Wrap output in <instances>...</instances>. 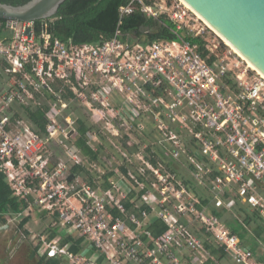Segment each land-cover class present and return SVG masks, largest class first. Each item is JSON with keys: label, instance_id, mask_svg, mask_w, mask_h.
<instances>
[{"label": "built area", "instance_id": "1", "mask_svg": "<svg viewBox=\"0 0 264 264\" xmlns=\"http://www.w3.org/2000/svg\"><path fill=\"white\" fill-rule=\"evenodd\" d=\"M137 10L165 15L180 33L143 44L117 29L98 43L67 44L46 29L37 35L34 21H7L0 172L25 205L7 219L55 215L59 236H37L38 254L67 264H205V239L233 264H264L191 188H203L219 209L247 205L264 222V75L206 36L211 27L182 0L119 7L120 16ZM38 108L42 131L28 114ZM83 116L94 126L86 144L96 159L73 143ZM95 129L117 139L103 143ZM153 220L166 231L155 235ZM198 222L204 238L193 231Z\"/></svg>", "mask_w": 264, "mask_h": 264}, {"label": "trees", "instance_id": "2", "mask_svg": "<svg viewBox=\"0 0 264 264\" xmlns=\"http://www.w3.org/2000/svg\"><path fill=\"white\" fill-rule=\"evenodd\" d=\"M26 1L0 0L2 3L12 5H20ZM128 1L64 0L54 17L34 21V32L38 35V33L46 29L53 37L67 44L98 43L111 38L117 29L123 35H129L135 41L143 44L157 40H171L176 38V26L165 15H161L158 18H148L137 10L131 14L120 16L119 7L127 4ZM178 32L176 33L178 34ZM11 33L12 30L7 27V20L0 19V36L3 35V38L6 39V34ZM187 39L199 43L201 48L204 47V41L200 37H187ZM44 113V110L40 108L28 111L31 122L40 131L44 130ZM76 125L77 135L73 139L74 145L81 149L83 155H88L90 160L96 159L97 152H93L86 144L88 131L93 126H90L86 117H80ZM98 134L102 136L100 133ZM103 148H105L104 145H99L98 152H101ZM82 168L79 165L74 170L79 172ZM185 182L187 184L190 183L188 180H185ZM193 192L199 196L202 204H208L209 201L205 197V194H202L198 190H194ZM208 207L214 215L220 219H224L222 221L230 231L238 235L241 243L248 247L258 260L261 261L264 259V222L257 211L250 210L247 205L237 206L232 212L225 209H218L210 203ZM24 208V203L13 194L12 188L5 181V175L0 172V225L7 223L5 218L9 215L21 212ZM128 208H130V205H128ZM39 216L42 218L47 216L51 221V226L42 231L43 234L47 235L48 239L59 236L58 227L53 224V221L56 219L55 215L48 216L46 212H39ZM31 218V215H25L20 220H17L16 228L18 231H21L24 238L30 235V231L26 225ZM150 229L155 235H160L166 231V225L159 220H153ZM59 238L61 245H66L69 242L68 238H62V236ZM30 244V257L36 259L38 263L63 264L59 258L48 257L45 254L39 256V241L36 244L32 242ZM204 244L211 251V256L213 257V259L209 258L205 264H218L217 261L222 258L230 259L222 248L216 247L215 243L205 239ZM70 248L74 252H79L80 250L78 243L72 244Z\"/></svg>", "mask_w": 264, "mask_h": 264}, {"label": "water", "instance_id": "3", "mask_svg": "<svg viewBox=\"0 0 264 264\" xmlns=\"http://www.w3.org/2000/svg\"><path fill=\"white\" fill-rule=\"evenodd\" d=\"M184 1L264 75V0ZM62 2L27 0L20 5L0 2V19L12 22L50 19ZM26 31L29 33L30 28Z\"/></svg>", "mask_w": 264, "mask_h": 264}, {"label": "rangeland", "instance_id": "4", "mask_svg": "<svg viewBox=\"0 0 264 264\" xmlns=\"http://www.w3.org/2000/svg\"><path fill=\"white\" fill-rule=\"evenodd\" d=\"M207 31L208 34L206 36L211 37V39L212 37H215L218 41H220V43H222L223 46L227 48L230 46L228 45L229 43L224 39L228 44L225 43L224 40L214 30H212V28H209ZM82 108L85 112L88 111L87 108H85L84 106H82ZM35 130L38 131L39 129L37 130V127L35 126ZM102 131L97 130V132L102 135H99L98 138L101 142L103 141V143H108L109 139H117L112 137V135L109 134L105 129H103ZM122 133L124 132L122 131ZM122 139L123 138L119 139L120 143L123 142ZM131 139H137L140 142L143 141V138L140 135H136L135 132H132ZM31 217V220L26 225V227L30 231V235L25 238L23 237L21 231H18L16 228L17 221L11 220L10 218H5L7 222L5 224L6 226L0 225V264H40L37 262L36 259L30 257V243L32 242L35 244L36 242H38L37 236L39 237V235H43L42 231L51 226V221L47 216H45L44 218L40 216L38 217V214L36 216L31 215ZM193 221L194 219L189 216L188 223L191 224V222ZM193 231H195L202 238H204L205 234L200 229L199 222L196 223L195 226H193ZM217 262L219 264H233L230 259H224L223 261L218 260Z\"/></svg>", "mask_w": 264, "mask_h": 264}, {"label": "crops", "instance_id": "5", "mask_svg": "<svg viewBox=\"0 0 264 264\" xmlns=\"http://www.w3.org/2000/svg\"><path fill=\"white\" fill-rule=\"evenodd\" d=\"M83 117H85V116H83ZM45 119V118H44ZM87 121H88V119H87ZM45 123H46V120H45ZM88 123L90 124V122L88 121ZM90 126H92L91 124H90ZM44 128H45V124H44ZM92 129H94V126H93V128ZM91 129V130H92ZM87 157H89L88 155H86ZM192 185V184H191ZM194 186V187H193ZM192 186V188H194V190H198L199 192H201L202 194H205V197L206 198H208V201L210 200V197H209V195H208V193L207 192H205L204 191V189L203 188H201V187H199V186H197V185H193ZM208 204H209V202H208ZM207 204V205H208ZM210 204L211 205H213L212 204V202H210ZM237 206H242V205H240V204H236V205H234V206H232L231 208H230V210H228V209H225V210H227V211H229V212H232V210L235 208V207H237ZM219 209V208H218ZM250 210H254V209H251V208H249ZM36 216V215H35ZM223 218H221V220H222ZM224 220V219H223ZM61 237V236H60ZM64 236H62V238H63ZM65 238V237H64ZM80 243H81V240L79 241V243H78V245H79V249L81 250V246H80ZM36 244V243H35ZM216 247H218V246H216ZM219 248V247H218ZM248 248V247H247ZM79 250V251H80ZM254 254V253H253ZM40 256V255H39ZM254 256H255V254H254ZM255 258L257 259V257L255 256ZM211 259H213V257L211 258ZM222 261L224 260V258H222L221 259ZM258 260V259H257ZM258 261H260V260H258ZM63 264H67V263H65V262H63ZM219 264V263H218Z\"/></svg>", "mask_w": 264, "mask_h": 264}, {"label": "bare ground", "instance_id": "6", "mask_svg": "<svg viewBox=\"0 0 264 264\" xmlns=\"http://www.w3.org/2000/svg\"><path fill=\"white\" fill-rule=\"evenodd\" d=\"M186 5H188L184 0H182ZM189 6V5H188ZM190 7V6H189ZM191 8V7H190ZM198 14V13H197ZM199 15V14H198ZM199 17H201L200 15H199ZM202 18V17H201ZM203 19V18H202ZM204 20V19H203ZM205 21V20H204ZM206 22V21H205ZM207 23V22H206ZM208 24V23H207ZM209 25V24H208ZM210 26V25H209ZM211 27V26H210ZM212 28V27H211ZM216 32V31H215ZM217 33V32H216ZM223 40H224V38L219 34V33H217ZM225 41V40H224ZM226 42V41H225ZM227 43V42H226ZM228 44V43H227ZM228 45H230V44H228ZM230 47L233 49V50H235V52H237L240 56H242L247 62H248V64L251 66V67H253L254 69H256L257 70V68L252 64V63H250L242 54H240L234 47H232L231 45H230ZM257 71H259V70H257Z\"/></svg>", "mask_w": 264, "mask_h": 264}]
</instances>
